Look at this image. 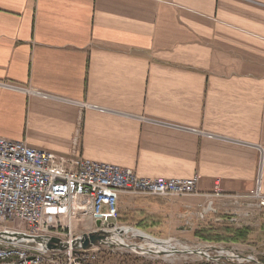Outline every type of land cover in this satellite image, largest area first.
I'll use <instances>...</instances> for the list:
<instances>
[{"label": "crops", "instance_id": "crops-1", "mask_svg": "<svg viewBox=\"0 0 264 264\" xmlns=\"http://www.w3.org/2000/svg\"><path fill=\"white\" fill-rule=\"evenodd\" d=\"M0 137L264 195V0H0ZM205 203L145 205L200 225Z\"/></svg>", "mask_w": 264, "mask_h": 264}, {"label": "built area", "instance_id": "built-area-1", "mask_svg": "<svg viewBox=\"0 0 264 264\" xmlns=\"http://www.w3.org/2000/svg\"><path fill=\"white\" fill-rule=\"evenodd\" d=\"M198 181V175L190 179L140 178L132 169L66 157L0 137V264H94L93 253L86 257L83 251H50L28 240L7 241L6 237H56L70 242L75 238L71 232L74 224L85 221L112 225L110 229L101 227L112 231L117 226L121 196L164 200L203 196L206 203L199 205L203 214L216 213L215 199H230L234 209L229 222L255 219L253 223L264 229V195L258 186L248 194L225 195L220 190L201 194ZM118 241L123 242L120 237ZM239 257L243 262L261 264L251 256L247 257L251 260Z\"/></svg>", "mask_w": 264, "mask_h": 264}, {"label": "rangeland", "instance_id": "rangeland-1", "mask_svg": "<svg viewBox=\"0 0 264 264\" xmlns=\"http://www.w3.org/2000/svg\"><path fill=\"white\" fill-rule=\"evenodd\" d=\"M122 197L124 199L122 201L120 200L118 205L119 217L116 222L117 226L112 229V231L110 230L111 237L113 240H116L115 242L117 243L118 237H120L124 244L132 247L129 248L113 244L109 246L94 247L89 250H78L87 252L83 253V256L86 257L89 256V254H95L94 256L96 259L91 260L94 264H136L138 260L152 262V264H255L254 262H243L239 256L246 258L251 256V258L257 262L264 264V229L253 223L255 219L241 220L236 224L229 222V218L231 217L230 214L217 217L215 215L216 213L208 212L203 214L201 212L202 215L197 218L199 219L198 221L200 222V225H196V223H193L192 225V222L183 223L182 220L175 215L164 217L159 213L158 215L161 217L160 223H158L157 226L152 227V229L143 230L139 228L137 229V226L135 225V215L138 210L148 211V207L145 205L146 202L149 203V201H156V206L163 208L166 204H170L174 200H164L159 197L150 198V196ZM150 212L153 211L149 207V213ZM217 219L222 220L217 221ZM211 223L216 225L225 224L236 229H248L250 235L248 236V239L242 243H212L194 237V231L196 229L206 227ZM117 229L122 230L121 235ZM96 230L98 229L95 224H92L91 221H85L81 224H74L71 232L74 237H77L82 235V233H90ZM126 230H129L128 233L125 232ZM133 231L148 235L152 238V241L151 239H144L133 235ZM157 241H165L167 246L170 247L167 250H197L204 253L205 256H208L209 258L189 252L181 254L175 253L171 255L168 253L169 255L165 254L161 256L152 255V253H149V251L155 250V243L152 242ZM233 254H237L238 257ZM214 257H217V261L212 260Z\"/></svg>", "mask_w": 264, "mask_h": 264}, {"label": "water", "instance_id": "water-1", "mask_svg": "<svg viewBox=\"0 0 264 264\" xmlns=\"http://www.w3.org/2000/svg\"><path fill=\"white\" fill-rule=\"evenodd\" d=\"M95 226L97 227L98 230L90 232V233H85L80 236L75 237L72 241L67 242V241H62L59 238L56 237H51V238H40V237H30V236H23V235H14V236H7L6 240L7 241H17V240H28L40 247H42L43 249L46 250H50V251H55V250H59V251H66V250H72L73 252H76L78 250H89L91 248L94 247H99V246H109V245H119V246H124V247H129L131 248L132 246H127L126 244H124L123 242H115L116 240H113L111 237V231H106L105 229L107 227L112 228L113 226L110 225L108 226L106 223L101 224L100 221H97L95 223ZM101 227L105 228L104 230L101 229ZM116 231V230H115ZM117 231L119 232V234H122V230L117 229ZM1 237V236H0ZM5 237V235H4ZM168 251V250H167ZM194 253V254H199L202 255L206 258H209L208 256H205L204 253L197 251V250H184V251H177V250H170V252H165V251H161V250H152L149 251V253H152V255H157V256H161V255H167L168 253ZM246 260H251L249 258L244 257ZM212 259V258H210ZM217 257H214L212 260L213 261H217L216 260Z\"/></svg>", "mask_w": 264, "mask_h": 264}, {"label": "trees", "instance_id": "trees-1", "mask_svg": "<svg viewBox=\"0 0 264 264\" xmlns=\"http://www.w3.org/2000/svg\"><path fill=\"white\" fill-rule=\"evenodd\" d=\"M149 203H156V201H149ZM160 221L161 217L158 214L149 213L145 210H138L135 215V225L137 229H152V227L157 226ZM249 235L250 231L248 229H236L229 225H216L214 223L194 231V237L212 243H242L248 239ZM136 264H152V262L138 260Z\"/></svg>", "mask_w": 264, "mask_h": 264}, {"label": "bare ground", "instance_id": "bare-ground-1", "mask_svg": "<svg viewBox=\"0 0 264 264\" xmlns=\"http://www.w3.org/2000/svg\"><path fill=\"white\" fill-rule=\"evenodd\" d=\"M124 231V230H123ZM128 231L129 230H126L125 232L126 233H128ZM130 231H132V230H130ZM125 233V234H126ZM133 235H135V236H138V237H141V238H144V239H151V241H152V238H150L148 235H146V234H144V233H141V232H138V231H133V233H132ZM165 242V241H164ZM152 243H155V242H152ZM167 244V243H166ZM166 244H156L155 243V247L156 248H161V249H163L166 253L167 252H170V250H168L167 251V249H169L170 247L169 246H167ZM164 245H166V246H164ZM186 249V248H185ZM180 252H181V250H180ZM170 255L172 254V253H169ZM169 254H167V255H169Z\"/></svg>", "mask_w": 264, "mask_h": 264}]
</instances>
